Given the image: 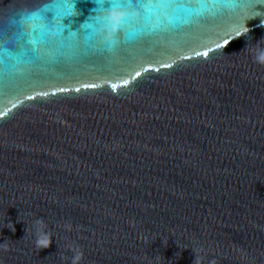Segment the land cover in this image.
I'll list each match as a JSON object with an SVG mask.
<instances>
[{"label":"water","instance_id":"obj_1","mask_svg":"<svg viewBox=\"0 0 264 264\" xmlns=\"http://www.w3.org/2000/svg\"><path fill=\"white\" fill-rule=\"evenodd\" d=\"M43 6L0 0V46ZM262 9L0 47V264H264Z\"/></svg>","mask_w":264,"mask_h":264},{"label":"snow or ice","instance_id":"obj_2","mask_svg":"<svg viewBox=\"0 0 264 264\" xmlns=\"http://www.w3.org/2000/svg\"><path fill=\"white\" fill-rule=\"evenodd\" d=\"M91 2L95 5L92 9L93 14L88 17L86 22L80 25L78 31H70L71 26L65 24L64 21L68 18L82 15L77 6L78 0H57L55 3H49L48 0H44V6L38 12L29 14L26 17L27 21H32L43 27L37 28L31 24L19 23V34L12 37V44L22 43V36L29 37V45L36 44V41L31 39V35L38 30L48 36H56L61 39L65 36L66 30H69L67 31L69 37L74 32L83 34L88 29L93 30L95 35L101 30L111 34L112 30L118 25L119 32L127 35L133 32V27L138 29L139 26L146 23V15L151 16L159 10H167L169 8L180 9L189 13L195 12L200 16L209 11L210 8L228 9L233 13H238L247 9L254 11L257 3L264 4V0H91ZM101 12L106 13L103 18L99 15ZM115 12H122L124 15L114 21L112 14ZM49 13L54 14L51 19L48 16ZM212 14L215 15L217 13L213 12ZM166 18L169 21L173 19L172 16H166ZM93 25L96 27L94 28ZM52 28L56 29L55 33L51 31ZM115 42V40L105 39V45L109 47ZM12 44L0 47H12ZM31 52L38 53V49L32 47ZM197 55L199 56L200 53H197ZM207 55V51L203 52L204 57H207ZM187 58L191 59V57ZM168 66L170 65H166V67ZM136 75L139 76L140 73L138 72ZM92 87L95 86L93 85ZM112 87L115 89L117 85H112Z\"/></svg>","mask_w":264,"mask_h":264},{"label":"clouds","instance_id":"obj_3","mask_svg":"<svg viewBox=\"0 0 264 264\" xmlns=\"http://www.w3.org/2000/svg\"><path fill=\"white\" fill-rule=\"evenodd\" d=\"M261 24L264 25V20H261ZM248 29L245 28L244 31H247ZM256 61L258 63L264 64V50H260L256 57ZM33 227L36 230L37 235V246L40 248H48L52 243V238L49 233L46 232V226L42 222V220H36L33 224ZM9 229H11L13 232H15V226L11 223H9ZM82 257V252L79 249H73V256L71 257V264H78V261H80ZM195 264H198V257H196Z\"/></svg>","mask_w":264,"mask_h":264}]
</instances>
